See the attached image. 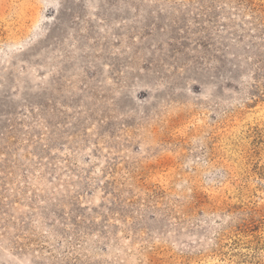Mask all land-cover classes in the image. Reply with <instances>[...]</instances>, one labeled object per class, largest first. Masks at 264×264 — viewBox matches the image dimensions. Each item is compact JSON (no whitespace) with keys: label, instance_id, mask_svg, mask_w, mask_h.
Wrapping results in <instances>:
<instances>
[{"label":"rangeland","instance_id":"374dc122","mask_svg":"<svg viewBox=\"0 0 264 264\" xmlns=\"http://www.w3.org/2000/svg\"><path fill=\"white\" fill-rule=\"evenodd\" d=\"M0 264H264V0H0Z\"/></svg>","mask_w":264,"mask_h":264}]
</instances>
